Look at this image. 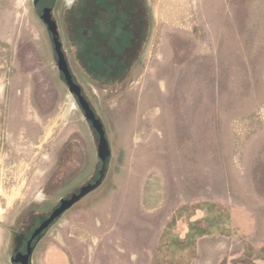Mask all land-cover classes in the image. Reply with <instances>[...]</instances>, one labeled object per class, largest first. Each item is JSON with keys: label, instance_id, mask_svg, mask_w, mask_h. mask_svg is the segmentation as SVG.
Masks as SVG:
<instances>
[{"label": "rangeland", "instance_id": "obj_1", "mask_svg": "<svg viewBox=\"0 0 264 264\" xmlns=\"http://www.w3.org/2000/svg\"><path fill=\"white\" fill-rule=\"evenodd\" d=\"M73 1L54 0V17L112 157L31 264H264V0H150L154 38L136 61L69 41L86 10ZM98 144L33 0H0V264L98 178ZM160 183L147 216L139 201Z\"/></svg>", "mask_w": 264, "mask_h": 264}, {"label": "flooded vegetation", "instance_id": "obj_2", "mask_svg": "<svg viewBox=\"0 0 264 264\" xmlns=\"http://www.w3.org/2000/svg\"><path fill=\"white\" fill-rule=\"evenodd\" d=\"M33 6L39 10V17L51 35L53 47L55 50L54 36L50 31L48 24L44 21L43 18L45 10L49 9L51 19L56 23L57 31L59 33V40L62 43V50L65 54L66 60H68L67 55L64 51L65 44L64 37L62 34L63 32L60 30L58 20L54 17V0H33ZM75 6L77 7L75 8ZM85 7L86 10L82 11L81 13V21H79V25L76 24L78 32H74L70 29H68L67 31V37L69 41L75 43L80 41L81 43L87 46H89L90 44H98V52L101 58L104 56V58L106 59H131L133 61H136L144 57L148 47L153 41L156 29V24L153 15V6L150 0H75L71 3L70 10L73 11V13H76L77 11L81 12V10ZM71 34L74 35L75 38L73 36L71 38ZM68 66L71 70L69 62ZM80 188L77 191L71 193L68 197L60 198L57 205H55L53 211L60 206L61 199L69 198L72 196V194L79 193ZM83 198H81L75 204L79 203ZM73 206H71L69 209H71ZM69 209H67L65 212H67ZM65 212H63L58 218H60ZM49 215L47 217H49ZM58 218H56L49 225V227ZM41 222L37 225L33 224L29 227V231L31 233L29 236L24 237L26 247L27 242L30 239L32 233L41 224ZM41 234L37 236V238L40 237ZM36 239L33 241V243L36 241ZM16 250V252H26V248L25 250H21L20 248H17Z\"/></svg>", "mask_w": 264, "mask_h": 264}, {"label": "water", "instance_id": "obj_3", "mask_svg": "<svg viewBox=\"0 0 264 264\" xmlns=\"http://www.w3.org/2000/svg\"><path fill=\"white\" fill-rule=\"evenodd\" d=\"M36 3V1H35ZM44 21L48 24L50 31L54 36V45L55 51L57 54V66L58 69L62 72L64 80L69 87V91L74 94L84 111L85 118L89 120L95 130V132L99 136V144H98V155L102 161V166L99 171V177L94 183H88L80 188L79 193L72 194L69 198L61 199L60 206L56 208L49 217L45 218L41 224L34 230L30 239L27 242L26 252L18 251L14 255L11 256L10 260L12 264H31V256L33 253V241L39 236L49 225L58 218L63 212L73 206L76 202H78L81 198L91 193L93 190L98 188L107 172V165L112 157V150L109 147V142L106 137V132L104 129V125L101 120L96 116L94 110L92 109L90 103L86 100L84 95L82 94V89L80 85H78L74 79L73 75L69 69L68 62L65 58V54L62 50V43L59 40V33L57 31L56 23L51 19L49 9H46L43 15Z\"/></svg>", "mask_w": 264, "mask_h": 264}, {"label": "crops", "instance_id": "obj_4", "mask_svg": "<svg viewBox=\"0 0 264 264\" xmlns=\"http://www.w3.org/2000/svg\"><path fill=\"white\" fill-rule=\"evenodd\" d=\"M161 185L162 183H160V186L151 185L150 189L146 191V194L142 196L141 200L139 201V204L142 205V207L144 208L143 210L145 211V215L147 216L148 214L149 216H152L153 209L157 207V205H159L160 200L158 199L160 198L161 195L162 196L164 195L163 189L161 191V187H162ZM147 216L146 218H148ZM116 264H135V260L128 259L125 261V260H120L119 258L117 259Z\"/></svg>", "mask_w": 264, "mask_h": 264}, {"label": "trees", "instance_id": "obj_5", "mask_svg": "<svg viewBox=\"0 0 264 264\" xmlns=\"http://www.w3.org/2000/svg\"><path fill=\"white\" fill-rule=\"evenodd\" d=\"M174 239V238H173ZM172 243V242H171Z\"/></svg>", "mask_w": 264, "mask_h": 264}]
</instances>
